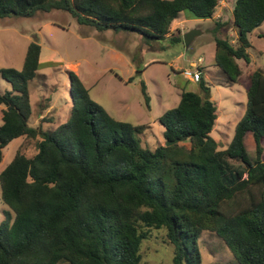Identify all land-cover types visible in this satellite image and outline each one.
Here are the masks:
<instances>
[{
    "label": "trees",
    "instance_id": "trees-1",
    "mask_svg": "<svg viewBox=\"0 0 264 264\" xmlns=\"http://www.w3.org/2000/svg\"><path fill=\"white\" fill-rule=\"evenodd\" d=\"M220 0H0V20L64 10L98 31L141 33L148 41H182L172 24L184 11L214 18ZM235 37L219 34L215 64L231 82L250 63L249 35L264 23V0H236L230 16ZM41 44H28L21 70L3 67L11 90L0 92V162L16 138L35 139L0 172V264H142L153 229H167L173 264H203L199 239L216 232L237 264H264V71H252L247 107L229 146L212 137L218 118L205 78L201 93L183 90L159 121L165 144L143 146L144 124L111 115L70 70L72 109L54 130L30 124L29 81L40 67ZM142 93L149 106L146 84ZM42 112V111H41ZM251 135L253 160L246 146ZM185 138L166 145L167 141ZM238 164V165H237Z\"/></svg>",
    "mask_w": 264,
    "mask_h": 264
},
{
    "label": "rangeland",
    "instance_id": "rangeland-1",
    "mask_svg": "<svg viewBox=\"0 0 264 264\" xmlns=\"http://www.w3.org/2000/svg\"><path fill=\"white\" fill-rule=\"evenodd\" d=\"M228 1L231 5L234 2ZM217 20L227 23L219 34L235 37L227 12L222 11L218 19H201L184 11L172 24V32L178 34L177 29H181L183 39L185 32L199 31L187 49L183 40L173 42L169 37L148 41L141 33L98 31L79 24L64 10L39 11L33 17L12 15L0 20V69L15 67L21 70L28 44L32 41L41 44L40 67L29 81L30 124H41L45 130H54L68 120L72 109L69 77L72 70L90 89L91 97L111 115L135 125L144 124L146 129L139 135L142 144L155 148L165 144L164 127L159 118L178 105L183 90L201 93L200 81L189 80L183 69L191 67V62L203 56L201 78H205L217 105L218 118L211 135L219 149H225L246 111L250 73L257 68L264 71V23L249 35L250 63L238 59L242 74L238 82H231L215 64ZM142 83L146 84L150 96L149 106L142 93ZM11 88V83L0 74V92ZM246 146L254 160L255 144L251 135L246 137ZM18 149L33 156L37 151L36 140L20 137L11 141L4 149L0 172ZM5 209L7 206L1 201L0 189V222ZM199 244L203 264H237L233 252L216 232L204 231ZM142 255V264H173L174 246L166 228L152 230L150 237L144 240Z\"/></svg>",
    "mask_w": 264,
    "mask_h": 264
},
{
    "label": "built area",
    "instance_id": "built-area-1",
    "mask_svg": "<svg viewBox=\"0 0 264 264\" xmlns=\"http://www.w3.org/2000/svg\"><path fill=\"white\" fill-rule=\"evenodd\" d=\"M204 57L199 56L197 61L191 62V67L183 69V74L191 81L199 82L202 76Z\"/></svg>",
    "mask_w": 264,
    "mask_h": 264
},
{
    "label": "water",
    "instance_id": "water-1",
    "mask_svg": "<svg viewBox=\"0 0 264 264\" xmlns=\"http://www.w3.org/2000/svg\"><path fill=\"white\" fill-rule=\"evenodd\" d=\"M198 34H199V31L197 29H192V30H189V31L184 33L183 41H184V44H185L187 49H189L191 47L195 37ZM184 139L185 138H181V139L177 138V139H174V140H171V141H167L166 145H172V144L181 142Z\"/></svg>",
    "mask_w": 264,
    "mask_h": 264
},
{
    "label": "crops",
    "instance_id": "crops-1",
    "mask_svg": "<svg viewBox=\"0 0 264 264\" xmlns=\"http://www.w3.org/2000/svg\"><path fill=\"white\" fill-rule=\"evenodd\" d=\"M235 1H236V0H234V2H233L232 5H231V2L228 1V0H223L222 3H220V1H219V5H218V7H217V10H216V13H215V15H214V18H215V19H218V18L220 17V15H221V12H222V11L227 12L228 15L231 16L232 11H233L234 6H235ZM219 8H220V9H219ZM218 10H220V11H218ZM174 22H175V21H174ZM182 29H183V28H182ZM180 30H181V29H180ZM1 111H2V108H1Z\"/></svg>",
    "mask_w": 264,
    "mask_h": 264
}]
</instances>
